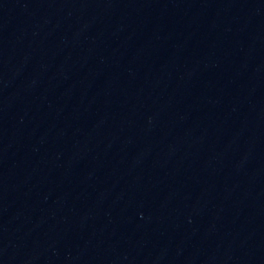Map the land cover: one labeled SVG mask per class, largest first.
Listing matches in <instances>:
<instances>
[{
    "label": "water",
    "instance_id": "95a60500",
    "mask_svg": "<svg viewBox=\"0 0 264 264\" xmlns=\"http://www.w3.org/2000/svg\"><path fill=\"white\" fill-rule=\"evenodd\" d=\"M0 264H264V0H0Z\"/></svg>",
    "mask_w": 264,
    "mask_h": 264
}]
</instances>
